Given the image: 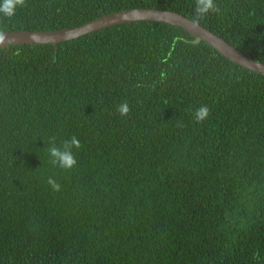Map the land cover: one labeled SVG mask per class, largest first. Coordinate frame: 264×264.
Returning a JSON list of instances; mask_svg holds the SVG:
<instances>
[{
    "label": "trees",
    "instance_id": "16d2710c",
    "mask_svg": "<svg viewBox=\"0 0 264 264\" xmlns=\"http://www.w3.org/2000/svg\"><path fill=\"white\" fill-rule=\"evenodd\" d=\"M217 3L200 25L264 63V0ZM193 7L26 0L0 28L58 31L134 8L191 19ZM200 105L210 116L196 124ZM53 135L80 140L77 167L49 162ZM0 264H264V74L147 20L0 48Z\"/></svg>",
    "mask_w": 264,
    "mask_h": 264
},
{
    "label": "water",
    "instance_id": "95a60500",
    "mask_svg": "<svg viewBox=\"0 0 264 264\" xmlns=\"http://www.w3.org/2000/svg\"><path fill=\"white\" fill-rule=\"evenodd\" d=\"M142 20L155 21L181 27L195 38L202 40L207 45L215 49L221 54V56L225 57L229 61L238 64L252 72L264 74V63L257 62L247 57L235 47L227 43L224 39L210 32L205 27L201 25L198 28L194 27L190 23L191 19L176 12L167 10L134 8L109 13L74 28L62 29L58 31L37 32L22 30L8 32L6 35L11 39V43L8 45L48 43L52 44L56 49L57 44L78 38L90 32H95L100 29L112 27L121 23ZM0 48L5 47L0 45Z\"/></svg>",
    "mask_w": 264,
    "mask_h": 264
},
{
    "label": "clouds",
    "instance_id": "9594fccd",
    "mask_svg": "<svg viewBox=\"0 0 264 264\" xmlns=\"http://www.w3.org/2000/svg\"><path fill=\"white\" fill-rule=\"evenodd\" d=\"M26 7V0H0V17L11 20L20 8ZM221 8L217 0H194L193 16L190 23L198 28L201 21L207 18L210 14H221ZM7 32L0 28V45L7 47L11 43V39L7 37ZM176 39H180L177 37ZM18 54V50H17ZM163 77V73L161 74ZM115 111L120 117L129 116L132 112V107L127 101H122L115 106ZM210 116V109L207 105H200L194 108L191 112L192 121L200 124L208 119ZM182 126V125H181ZM82 145L80 140L75 136L57 143L55 135L48 138L47 153L49 162L62 170L68 171L77 167L76 152L81 149ZM47 184L54 192L61 190V184L53 177L47 179ZM253 258L258 259L259 253H253Z\"/></svg>",
    "mask_w": 264,
    "mask_h": 264
}]
</instances>
